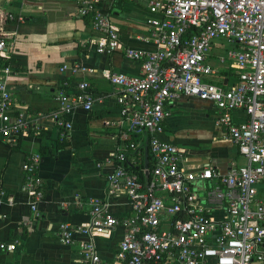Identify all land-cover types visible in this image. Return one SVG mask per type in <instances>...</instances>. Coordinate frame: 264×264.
<instances>
[{
    "label": "built area",
    "instance_id": "built-area-1",
    "mask_svg": "<svg viewBox=\"0 0 264 264\" xmlns=\"http://www.w3.org/2000/svg\"><path fill=\"white\" fill-rule=\"evenodd\" d=\"M115 1L144 7L147 35L140 40L152 50L122 49L125 59L139 63L140 75L106 76L124 148L105 158L102 165L112 169L104 197L88 202L87 222L61 223L58 240L69 246L74 235L85 237L77 243L78 264H264V0ZM77 2L78 15L88 17L99 34L95 52L117 51V30L99 12V0ZM218 40L229 48L212 57ZM6 59L0 39V60ZM8 74L7 65L0 67V138L11 143L28 135L29 121L13 109ZM64 86L55 92L58 106L49 118L69 130L72 111L77 106L89 111L96 99L86 82L76 85L77 95ZM180 99L211 104L215 129L243 164L230 163L224 172L185 167V149L164 138L163 126L167 108ZM236 111L243 121H232ZM39 159L33 154L22 168L24 190L34 200L42 197L35 174ZM118 195L125 196L129 216L108 213L109 200ZM115 227L123 229L115 253L101 261L93 238ZM17 245L0 242V252Z\"/></svg>",
    "mask_w": 264,
    "mask_h": 264
},
{
    "label": "crops",
    "instance_id": "crops-1",
    "mask_svg": "<svg viewBox=\"0 0 264 264\" xmlns=\"http://www.w3.org/2000/svg\"><path fill=\"white\" fill-rule=\"evenodd\" d=\"M98 10L117 30L120 48L111 54L95 52L99 34L91 30L88 17L78 15L77 0H0V39L7 50L13 109L29 121L26 137L11 143L0 138V242L18 243L12 252H0V264H78L77 243L85 237L76 234L65 246L57 238L58 226L87 222L88 202L104 197L105 177L112 169L102 164L108 154L124 148L106 76L140 75L139 63L125 59L122 49L152 50L140 40L147 35L149 14L140 4L115 0H99ZM215 45L212 57L219 55ZM80 82L88 84L96 101L89 111L80 106L72 111L69 130L57 128L49 118L58 106L55 92L65 84L67 94L77 95ZM167 109L164 138L185 149V167L210 166L224 172L230 163H244L215 129L210 103L180 99ZM231 118L238 123L244 114L236 111ZM33 154L40 157L35 172L40 200L29 196L23 185L22 168ZM108 213L129 216L125 196L109 200ZM122 233L115 227L94 236L101 261L112 259Z\"/></svg>",
    "mask_w": 264,
    "mask_h": 264
},
{
    "label": "rangeland",
    "instance_id": "rangeland-1",
    "mask_svg": "<svg viewBox=\"0 0 264 264\" xmlns=\"http://www.w3.org/2000/svg\"><path fill=\"white\" fill-rule=\"evenodd\" d=\"M217 43L221 44V49L218 50V52H217L219 54H223L225 52V50L229 48V45L227 43L223 42L222 40H218ZM213 52H214V50H213ZM214 84L218 85V86L220 85L218 82H215ZM188 114L190 115L191 118H195L196 117L195 114L192 113V112L188 113ZM221 153H224V151H221Z\"/></svg>",
    "mask_w": 264,
    "mask_h": 264
},
{
    "label": "trees",
    "instance_id": "trees-1",
    "mask_svg": "<svg viewBox=\"0 0 264 264\" xmlns=\"http://www.w3.org/2000/svg\"><path fill=\"white\" fill-rule=\"evenodd\" d=\"M7 64V61L5 60H0V67L2 66H5Z\"/></svg>",
    "mask_w": 264,
    "mask_h": 264
},
{
    "label": "water",
    "instance_id": "water-1",
    "mask_svg": "<svg viewBox=\"0 0 264 264\" xmlns=\"http://www.w3.org/2000/svg\"><path fill=\"white\" fill-rule=\"evenodd\" d=\"M145 152H146V149H145V144H144V158L146 157Z\"/></svg>",
    "mask_w": 264,
    "mask_h": 264
}]
</instances>
